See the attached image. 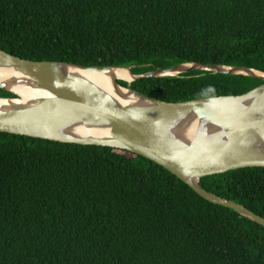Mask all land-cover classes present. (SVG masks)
Segmentation results:
<instances>
[{"label":"trees","instance_id":"trees-1","mask_svg":"<svg viewBox=\"0 0 264 264\" xmlns=\"http://www.w3.org/2000/svg\"><path fill=\"white\" fill-rule=\"evenodd\" d=\"M0 50L133 75L186 63L264 73V0H0ZM118 84L181 103L263 81L194 71ZM200 186L264 218V168ZM0 264H264V228L143 157L0 133Z\"/></svg>","mask_w":264,"mask_h":264},{"label":"water","instance_id":"water-1","mask_svg":"<svg viewBox=\"0 0 264 264\" xmlns=\"http://www.w3.org/2000/svg\"><path fill=\"white\" fill-rule=\"evenodd\" d=\"M117 70L127 71L131 79L116 78ZM194 71L244 76L263 84L242 95L181 103L163 102L118 84ZM91 73L109 78L115 98L87 79L86 74ZM20 88L30 91L29 98L20 93ZM0 89L15 97L0 98V133L108 147L143 157L171 173L203 200L264 228V218L200 186L203 177L264 168V73L186 63L133 75L130 67L37 62L0 50Z\"/></svg>","mask_w":264,"mask_h":264},{"label":"bare ground","instance_id":"bare-ground-1","mask_svg":"<svg viewBox=\"0 0 264 264\" xmlns=\"http://www.w3.org/2000/svg\"><path fill=\"white\" fill-rule=\"evenodd\" d=\"M185 67L187 68L189 66H185ZM86 77L97 88L104 91L105 93H107L112 98H115V95H114V93H112L113 91L111 90L109 78L106 75L99 74V73H91V74H86ZM115 77L118 79H124V80H130L131 79L130 74L125 70H117L115 72ZM20 89H21V90H19L20 93L22 95H24V97L29 98L30 91L23 89V88H20Z\"/></svg>","mask_w":264,"mask_h":264}]
</instances>
